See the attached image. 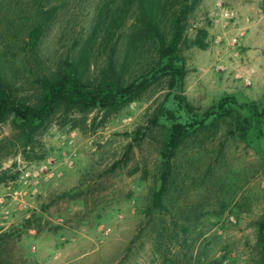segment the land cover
I'll return each instance as SVG.
<instances>
[{"label":"rangeland","instance_id":"1","mask_svg":"<svg viewBox=\"0 0 264 264\" xmlns=\"http://www.w3.org/2000/svg\"><path fill=\"white\" fill-rule=\"evenodd\" d=\"M25 1L0 0V17ZM218 1L237 12V22L219 18ZM100 2L54 0L59 9L39 44L47 66L55 68L66 57H77ZM204 26L208 48L182 49L187 67L183 95L194 114H203L225 96L261 105L264 0H200L189 15L187 37L193 38L196 28ZM108 52L96 43L89 58V79L104 67ZM10 54L18 60L17 44ZM21 95L33 101L36 93L26 84ZM171 97L165 84H159L115 113L60 112L35 132L27 146L10 119L1 123V260L5 264H263L255 221L264 210V121L261 133L253 135L259 139L249 145L238 139L230 120L214 137L194 132L173 159L164 210L149 211L158 187L164 135L151 119L161 107L170 106ZM138 131L145 135L135 143L132 138ZM47 159L59 177L41 179L21 196L10 195L20 190L17 180L22 172Z\"/></svg>","mask_w":264,"mask_h":264},{"label":"trees","instance_id":"2","mask_svg":"<svg viewBox=\"0 0 264 264\" xmlns=\"http://www.w3.org/2000/svg\"><path fill=\"white\" fill-rule=\"evenodd\" d=\"M53 2L26 0L0 17V124L10 119L12 129L26 146L33 142L35 132L60 112L115 113L137 101L151 87L165 84L172 94L170 106L161 107L151 119L152 124L164 130L158 187L149 207L153 212L164 210L173 159L194 132L206 131L214 137L230 120L240 141L249 145L259 139L253 135L263 130L264 102L239 103L234 97L225 96L203 114L195 115L183 95L187 76L183 47L206 50L209 46L207 27L196 28L191 39L186 34L189 15L200 0H101L77 57H66L50 68L41 59L39 44L59 9ZM98 41L109 52L104 67L89 79V58ZM14 44L19 49L18 60L10 58ZM16 62L18 69H13ZM21 76L24 80H20ZM26 84L35 90L33 101H26L21 95ZM144 135L135 132L132 140L136 143ZM127 161L126 157L124 162ZM255 226L264 264V210ZM0 264H5L1 258Z\"/></svg>","mask_w":264,"mask_h":264},{"label":"built area","instance_id":"3","mask_svg":"<svg viewBox=\"0 0 264 264\" xmlns=\"http://www.w3.org/2000/svg\"><path fill=\"white\" fill-rule=\"evenodd\" d=\"M216 6L218 8V15L221 20L232 21L233 23L237 22L238 15L234 9L225 6L221 1H218ZM216 68L220 69V66L217 65ZM68 166H71V162H68ZM53 176L59 177L60 174L57 173L55 175L52 162L51 160L47 159L34 170H25L22 172L17 180V186L21 191L18 189L12 190L10 195L13 197L21 196L23 190L34 187L41 179L46 181L47 179H51Z\"/></svg>","mask_w":264,"mask_h":264}]
</instances>
